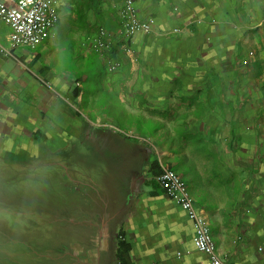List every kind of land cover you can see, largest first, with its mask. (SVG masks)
I'll use <instances>...</instances> for the list:
<instances>
[{"label": "crops", "instance_id": "0c3cea01", "mask_svg": "<svg viewBox=\"0 0 264 264\" xmlns=\"http://www.w3.org/2000/svg\"><path fill=\"white\" fill-rule=\"evenodd\" d=\"M122 6L67 0L49 39L10 53L1 47L11 27L0 20V170L15 208L46 204L75 232L53 250L26 233L16 242L45 250L23 264H208L185 211L153 179L161 166L178 169L227 264H264V0H136L155 26L130 42ZM101 29L112 34L106 55L92 48ZM107 59L121 63L116 72ZM118 115L140 119L147 135L140 177L128 133L109 127ZM97 150L120 173L87 196L68 168L93 165ZM39 167L58 176L32 181Z\"/></svg>", "mask_w": 264, "mask_h": 264}, {"label": "built area", "instance_id": "2783aa9c", "mask_svg": "<svg viewBox=\"0 0 264 264\" xmlns=\"http://www.w3.org/2000/svg\"><path fill=\"white\" fill-rule=\"evenodd\" d=\"M67 0H0V20L11 27L9 49L1 47L6 53L18 47L37 48L52 35L59 21V7ZM123 34L129 42L139 34H150L155 26L154 18L142 19L136 6V0H121ZM112 34L106 29L99 31L93 42L95 52L106 55L110 50ZM126 52L132 55L131 45ZM118 60L107 59L108 73L116 72L120 67ZM154 181L165 194L181 207L193 224V244L199 251L208 256V264H227L218 254L216 242L210 230L206 216L201 211L188 184L175 170L161 166L154 175ZM119 264H123L119 262Z\"/></svg>", "mask_w": 264, "mask_h": 264}, {"label": "rangeland", "instance_id": "374dc122", "mask_svg": "<svg viewBox=\"0 0 264 264\" xmlns=\"http://www.w3.org/2000/svg\"><path fill=\"white\" fill-rule=\"evenodd\" d=\"M59 25H56L55 30H58ZM104 72V70H103ZM103 94V93H102ZM141 120L140 119H132V118H121L118 115V118H112L109 121V127H111V130H117L122 131L124 133H128V137L131 139L127 140L128 146H127V154L130 156L131 153L133 154L132 157V166L134 165L136 167L135 171L136 177H140L143 173L141 167H142V161L146 162V157L148 156L149 152L146 150L148 149L147 145L145 144L147 135H145L143 132V129L140 125ZM143 131V132H142ZM149 131L152 132L153 129L149 128ZM130 133H133L130 134ZM131 135V136H130ZM108 138H113L116 141L120 138L116 136L114 138L113 136H109ZM121 142V141H120ZM122 143V142H121ZM130 143H138V144H145V146L142 145L143 150L140 149H132L130 146ZM140 146V145H139ZM133 151V152H132ZM135 151V152H134ZM117 154L114 152L115 159L117 156H120V152L116 151ZM123 153V152H122ZM124 154H122L123 156ZM94 157V164L90 166H80L77 168V172L72 170L71 168H68L69 175L68 179L73 182L77 181L81 183V187H84V190L86 189L87 196H91V193H95L98 195V192H102V187L100 185H96L98 182H103L106 179V175L112 177L113 179H118V176L120 172H118V164L117 162V168L108 165V161L105 156V154L99 150L97 152H94L92 154ZM110 159V158H108ZM112 159V158H111ZM93 161V159H92ZM115 165V163H114ZM113 165V166H114ZM39 171L35 172V174H32V178H34L32 181L44 178V176H58L57 172L54 173H46L43 171L41 167L38 168ZM176 171H178L177 168H175ZM0 264H23V256H31L35 259L42 260L43 259V249L45 250H53L54 248L57 249L60 247L58 243L61 244V241L64 240L66 242H70L71 239H73L72 235L75 234V232L72 230H68L67 224H66V215L64 212L61 211H52L48 208H46V204H42L44 207L39 205L37 209L30 212L29 214L22 213L18 208H15L13 203L19 202L17 197H15L13 192H15L12 187L11 182L9 181V174H7V171L0 170ZM54 172V171H53ZM67 173V174H68ZM123 171H121V174ZM36 177V178H35ZM39 177V178H37ZM95 183H92L93 181ZM92 181V182H91ZM98 181V182H97ZM97 182V183H96ZM105 183V182H104ZM72 184V183H71ZM74 184V183H73ZM83 189V188H82ZM110 190V189H109ZM17 193V192H15ZM47 202V201H45ZM33 203V201H32ZM40 223V227L35 226V224ZM65 228V229H64ZM64 229L63 236L60 238L58 234H61L60 230ZM27 233V236L32 237L36 233H39L43 235L45 238H47V241H45V248L40 249V245L36 243L34 239H32V244H30L29 247H26L25 244L20 241V239H23L25 234ZM57 234V239L52 241V234ZM34 240V241H33ZM35 245V246H34ZM14 249L19 250L18 259H14L12 257V250ZM54 247V248H53ZM17 261V262H15ZM114 261V260H112ZM15 262V263H14ZM25 264V262H24Z\"/></svg>", "mask_w": 264, "mask_h": 264}, {"label": "trees", "instance_id": "16d2710c", "mask_svg": "<svg viewBox=\"0 0 264 264\" xmlns=\"http://www.w3.org/2000/svg\"><path fill=\"white\" fill-rule=\"evenodd\" d=\"M158 169H159V167H158ZM158 173V171H156V174ZM121 262H123V264H124V261H122V260H120Z\"/></svg>", "mask_w": 264, "mask_h": 264}]
</instances>
